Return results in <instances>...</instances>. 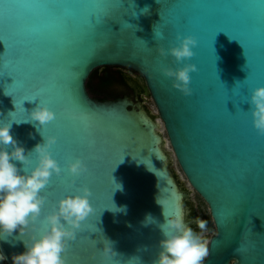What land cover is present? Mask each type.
I'll return each mask as SVG.
<instances>
[{"label": "water", "instance_id": "water-1", "mask_svg": "<svg viewBox=\"0 0 264 264\" xmlns=\"http://www.w3.org/2000/svg\"><path fill=\"white\" fill-rule=\"evenodd\" d=\"M123 3L106 28L91 32L48 28V20L26 15L22 23L40 32L22 40L0 25V72H15L40 93V99L23 101L25 113L15 114V119H23L17 123L9 114L16 111L10 94L15 86L4 89L13 77H0V122H11L12 135L26 154L31 152V163L13 162L21 171L30 169L37 158L34 146L51 134L57 140L50 152L61 167L41 189L45 202L38 220L31 221L25 233L17 229L7 241L0 240L7 257L0 264H13L11 255L25 250L23 240L39 236L46 213L58 199L83 186L91 190L93 211L69 241L65 264H133V256H139L141 264H152L162 238L159 224L187 210V194L170 167L159 121L140 98L100 99L91 94L88 79L105 66L142 76L182 172L209 207L216 233L202 264H264V134L253 126L249 104L252 88L264 84V0H176L174 9L166 7V0ZM145 6L149 10L142 13ZM185 14L190 22H176ZM161 15L174 28L154 38L163 23ZM177 32L197 39L187 60L197 65L190 72V95L174 88L172 77L162 71L185 62L158 51L175 43ZM2 40L13 49L22 47V58L13 62L3 54ZM226 101L234 115L226 112ZM38 103L55 112V119L43 126L30 118ZM77 157L87 169L74 178L67 164ZM113 177L122 190L113 192ZM112 201L126 205V212H113ZM149 213L154 222L145 224Z\"/></svg>", "mask_w": 264, "mask_h": 264}, {"label": "clouds", "instance_id": "clouds-1", "mask_svg": "<svg viewBox=\"0 0 264 264\" xmlns=\"http://www.w3.org/2000/svg\"><path fill=\"white\" fill-rule=\"evenodd\" d=\"M148 10V6H145L140 11L146 13ZM154 33V38H162V34L156 31ZM196 45L197 39L193 35H181L177 32L175 43H170L167 49L158 48L161 56L170 55L176 62L185 61L175 68L162 67V71L172 77V86L185 95L192 92L189 86L190 72L197 70L195 63L187 62L188 58L194 55L193 49ZM249 104L253 126L260 133H264V84L252 88ZM30 118L43 126L55 119V112L47 104L38 103L31 109ZM11 128V122H0V240L4 241H7L14 230L25 233L29 223L39 216L45 202L41 189L48 184L53 173H61L60 164L50 152V146L57 140V137L51 134L43 135V142L34 146L37 154L35 165L21 171L13 161H23L24 165H27L31 163V152L26 154L24 145L12 135ZM8 145H11V150ZM67 169L75 178L86 171L87 165L77 157L68 161ZM114 181L116 187L113 192L122 190V184L115 178ZM90 192L87 186H83L81 190L61 196L52 210L46 213V223L39 236H32L30 242L23 240L25 250L11 255L13 264H65L63 253L69 241L76 238V229L80 227L81 221L93 211L89 200ZM112 203L114 207L110 209L113 212H126V205L117 206L114 201ZM157 203L162 205L158 197ZM150 222H154V218L149 213L144 223ZM193 223L201 231H196L192 227ZM159 228L162 238L159 240L160 248L152 264H202L209 250L208 240L203 235L207 230L206 220L194 217L188 222L185 220V213L179 212L165 217ZM18 239L23 238L20 236ZM106 240L110 249H113V242L108 238ZM6 259L3 249L0 248V261ZM130 259L133 264H141L139 256Z\"/></svg>", "mask_w": 264, "mask_h": 264}, {"label": "snow or ice", "instance_id": "snow-or-ice-1", "mask_svg": "<svg viewBox=\"0 0 264 264\" xmlns=\"http://www.w3.org/2000/svg\"><path fill=\"white\" fill-rule=\"evenodd\" d=\"M0 3H3V7L0 8V25L6 26L11 32L21 37L22 40L36 38L40 32V28L34 25L27 26L22 23L26 15L37 20L41 18L48 20L49 24L45 25L48 28H56L64 32H69L73 29H85L91 32L106 28L113 14L124 7L123 0H7L6 3L4 0H0ZM166 7L168 9L176 8V0H166ZM163 10L164 8L161 9V12ZM260 12L261 19L264 20V4H260ZM162 18L163 23L160 24L161 27L157 33L162 34V37H164L166 32L173 30L174 23L166 21L163 16ZM176 22L188 23L190 22V17L186 14L181 15L176 18ZM2 41L6 48L3 54H8L13 62L22 58V47L13 49L7 41ZM6 75H11L13 82L11 85L5 83L4 89L7 88L9 90L10 86H15L14 91L9 92L14 98L16 111L9 114L13 115L14 120L19 122L23 119H15V114L25 113L23 101L40 99V93L39 90H33L30 81L26 79L20 80L15 72L7 70L0 72V77ZM227 101L224 105L225 110L227 113L234 115L236 111L230 112L227 109ZM37 218L35 220H38Z\"/></svg>", "mask_w": 264, "mask_h": 264}, {"label": "rangeland", "instance_id": "rangeland-1", "mask_svg": "<svg viewBox=\"0 0 264 264\" xmlns=\"http://www.w3.org/2000/svg\"><path fill=\"white\" fill-rule=\"evenodd\" d=\"M122 70H123L122 72L125 74L127 82L115 80L111 84L108 90H111L117 93L118 95L126 93L127 95H130L132 97L138 96L144 107L159 121L158 130L161 132L164 138L163 146L170 157V167L174 171L176 177L178 178V181L180 182L182 189L187 194L183 202L185 208L187 209L185 211V220L191 222L194 217H200L201 219L207 220V217L210 215L209 207L207 203L203 200V198L190 185L184 173L182 172L179 163L174 155L172 147L169 143L165 127L158 115L157 108L154 104L152 97L150 96L148 91L141 92V95L139 93V91L141 90V86L145 85L144 79L138 73H135L131 70H127V69H122ZM96 82H97V76H94V79L92 80L91 88L93 89L92 92L95 95L100 91L103 90L106 91L105 88L103 90L98 88ZM192 227L198 232L201 231L194 223L192 224ZM215 233H216L215 227L209 228L207 225V230L203 232V235L208 240V246H209L210 238Z\"/></svg>", "mask_w": 264, "mask_h": 264}, {"label": "trees", "instance_id": "trees-1", "mask_svg": "<svg viewBox=\"0 0 264 264\" xmlns=\"http://www.w3.org/2000/svg\"><path fill=\"white\" fill-rule=\"evenodd\" d=\"M101 70V71H100ZM123 70L121 68H113V67H109V66H105L102 68H97L96 70H94L92 72V74L90 75L87 85L88 88L91 91H93V89L91 88L92 86V80L94 79V76H97V86L98 88H100L101 90H103L104 88L106 89L103 91H100L98 93H96V97L100 98V99H114L118 96L117 93L108 90L111 86V84L115 81V80H120L122 82H127V79L125 77V74L122 72ZM148 91L146 86H141V90L139 91L140 95L141 92H146ZM207 225L209 228H213L214 224L213 221L211 219V216L209 215L207 217Z\"/></svg>", "mask_w": 264, "mask_h": 264}, {"label": "flooded vegetation", "instance_id": "flooded-vegetation-1", "mask_svg": "<svg viewBox=\"0 0 264 264\" xmlns=\"http://www.w3.org/2000/svg\"><path fill=\"white\" fill-rule=\"evenodd\" d=\"M91 93L93 94V96H95L96 97V95L91 91ZM124 95H127L126 93H124V94H120V95H118L117 97H120V96H124ZM116 97V98H117Z\"/></svg>", "mask_w": 264, "mask_h": 264}]
</instances>
